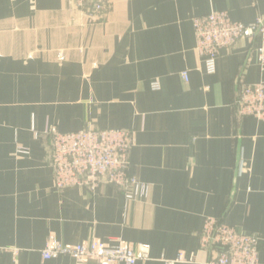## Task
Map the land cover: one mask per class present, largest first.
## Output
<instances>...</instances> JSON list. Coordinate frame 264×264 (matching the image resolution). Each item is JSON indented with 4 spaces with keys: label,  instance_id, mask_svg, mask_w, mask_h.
I'll return each mask as SVG.
<instances>
[{
    "label": "crops",
    "instance_id": "obj_1",
    "mask_svg": "<svg viewBox=\"0 0 264 264\" xmlns=\"http://www.w3.org/2000/svg\"><path fill=\"white\" fill-rule=\"evenodd\" d=\"M217 10L248 24L264 0H105L93 19L66 0H0V264H104L42 259L50 238L145 244L134 264H203L207 216L256 234L264 264V120L235 106L241 82L264 81L261 41L221 49L208 73L192 18ZM46 126L130 130L128 172L148 195L56 188Z\"/></svg>",
    "mask_w": 264,
    "mask_h": 264
},
{
    "label": "built area",
    "instance_id": "obj_2",
    "mask_svg": "<svg viewBox=\"0 0 264 264\" xmlns=\"http://www.w3.org/2000/svg\"><path fill=\"white\" fill-rule=\"evenodd\" d=\"M86 11L90 18L98 17L104 10L105 0H66ZM195 34V50L203 59L206 71L213 73L215 60L221 49L235 46L241 38L260 44H252L260 64L264 63V18L257 16L251 23L231 19L227 10L212 11L192 18ZM187 80V74L182 73ZM154 89L157 82L152 83ZM240 116L264 120V81L241 82L235 100ZM31 130L35 137L39 133ZM43 134L50 140V166L56 188L68 186L86 187L94 190L100 184H112L124 199H140L148 195L149 185L129 174V150L131 131L121 128L87 127L76 131L60 132L46 126ZM16 153L28 154V147L17 144ZM259 237L245 232L219 218L207 216L199 233V249L207 252L203 264H259ZM69 256L78 262L93 258L104 264H134L149 259L148 247L138 244L136 248L118 240L115 243L92 238L77 244H63L53 238L47 240L41 250L42 259ZM179 254L176 261L182 259ZM167 260L165 264H172Z\"/></svg>",
    "mask_w": 264,
    "mask_h": 264
}]
</instances>
